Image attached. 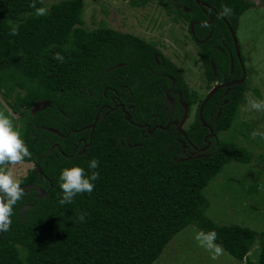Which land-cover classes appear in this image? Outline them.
<instances>
[{
  "label": "trees",
  "instance_id": "trees-1",
  "mask_svg": "<svg viewBox=\"0 0 264 264\" xmlns=\"http://www.w3.org/2000/svg\"><path fill=\"white\" fill-rule=\"evenodd\" d=\"M154 1L165 9L172 5L170 0L131 2L144 7ZM173 1L189 33L193 25V38L202 41L212 31L206 43L197 44L206 79L239 80L226 23L236 34L240 16L254 4L198 0L204 4L200 8L195 0ZM31 3L0 0V99L8 108L0 104V112L12 120L31 153L23 162L33 165L18 179L24 195L13 207L9 230L0 232V264H153L189 225L216 231L217 243L239 262L264 264V234L215 224L205 213L202 192L230 162L253 158L218 139L232 126L246 78L227 95L223 88L208 100L202 110L206 127L198 117L200 100L183 136L172 124L181 120L182 106L170 93L171 106L165 93L178 91L188 108L197 96L175 64L131 34L87 30L83 0L49 7L36 0L37 7L48 9L45 16H36ZM224 5L233 9L231 15H221ZM16 26L19 34L10 35ZM56 52L65 57L63 63L53 59ZM17 112L15 123L11 114ZM209 129L214 136L202 151ZM92 159L99 161L93 192L61 205L62 169L76 165L87 173ZM80 213L86 214L84 222ZM256 245L258 251L250 253Z\"/></svg>",
  "mask_w": 264,
  "mask_h": 264
},
{
  "label": "rangeland",
  "instance_id": "rangeland-1",
  "mask_svg": "<svg viewBox=\"0 0 264 264\" xmlns=\"http://www.w3.org/2000/svg\"><path fill=\"white\" fill-rule=\"evenodd\" d=\"M60 1L43 0V4L49 7ZM131 1L83 0L84 27L87 30L111 28L136 36L158 48L181 69L190 93L197 96L182 125L186 130L194 120L198 102L217 82L208 81L203 74L199 47L190 38L187 22L175 15L173 0H170L172 5L168 9L157 1L144 7ZM247 1L254 6L240 16L236 31L247 90L232 126L218 133V139L245 149L253 158L249 163L230 162L202 192L208 201L205 213L215 224L239 225L264 234V136L252 135L254 131L264 133V111L251 110L247 105L249 97L264 100V1ZM0 104L6 107L1 99ZM17 115L18 112L11 114L15 123ZM32 166L22 162L9 167L18 180ZM197 230L194 225H189L177 233L153 264H245L225 250L213 260L195 240ZM257 251L258 245L250 253ZM251 259L255 257L252 255Z\"/></svg>",
  "mask_w": 264,
  "mask_h": 264
},
{
  "label": "clouds",
  "instance_id": "clouds-1",
  "mask_svg": "<svg viewBox=\"0 0 264 264\" xmlns=\"http://www.w3.org/2000/svg\"><path fill=\"white\" fill-rule=\"evenodd\" d=\"M40 2L42 3L43 0ZM29 7L34 9L36 16L48 14L47 8L37 7L36 0H33ZM232 12L233 9L227 5L222 6V16H229ZM18 34V26L13 27L10 35L16 36ZM53 59L63 63L65 57L60 52H56ZM247 105L251 110L264 111V100L249 97L247 98ZM252 135L254 137L257 135L264 136V133L254 131ZM30 155L28 147L21 138L20 132L14 127L12 120L4 112H0V232L9 230L12 223L10 217L13 207L24 195V188L21 187L19 180L14 177V172L9 166L22 163L25 157ZM98 166L99 161L92 159L88 163L90 171L87 173L84 168L76 165L62 169L59 176V188L61 190L59 203L61 205L72 204L77 195L91 194L95 188L94 182L99 178V173L95 171ZM85 216V213H80L78 218L84 222ZM194 238L201 247L211 254L213 260L223 254L222 245L217 243L218 234L216 231L197 230Z\"/></svg>",
  "mask_w": 264,
  "mask_h": 264
},
{
  "label": "water",
  "instance_id": "water-1",
  "mask_svg": "<svg viewBox=\"0 0 264 264\" xmlns=\"http://www.w3.org/2000/svg\"><path fill=\"white\" fill-rule=\"evenodd\" d=\"M195 2H196V4H197L200 8H202L203 5H204L203 3L199 2L198 0H195ZM206 24H207V23H202L201 25H206ZM226 26L228 27V31H229V33H230V35H231V38H232L233 47H234V52H235V57H236L238 63L240 64V67H241V70H242V76H241V78H240L239 80H234V81H231V82L226 83V84H216L215 86H213V87L211 88V90L208 92V94H207V96L205 97V99L202 101V104H201V106H200V108H199V112H198V117H199V120H200V122L202 123V126H203V127H206V124L204 123V121H203V119H202V110H203L205 104L208 102V100H209V99H210L215 93H217L219 90H221V89H223V88H225V93H224V94L227 95V94L229 93V89H230L231 86H233V85H240V84H242V82L245 80V71L243 70V65H242L243 63H242V60H241V58H240L239 47H238V42H237V40H236V35H235V33L231 30V28L229 27V25H228L227 23H226ZM190 30H193V25L190 26ZM211 35H212V31L209 32L208 36H207L204 40H202V41L200 42V44H204V43H206V41L211 37ZM230 63H231V64H230V70L232 71V68H233L232 61H230ZM180 105H181L182 108H183V116H182L181 120H180L176 125L179 127V133H180L181 135L184 136V131H183L182 125L184 124V122H185V120H186V118H187L188 107H187L185 104H183L181 101H180ZM35 108H37L36 110H38V109H39V106L37 105V106H35ZM121 108L123 109L122 106H121ZM33 110H34V109H33ZM34 111H35V110H34ZM126 119L129 121V117H128V116L126 117ZM97 120H98V115L95 117L94 123H93V124L91 125V127H90L91 129L94 128V126H95ZM167 128H168V125H167L164 129H167ZM54 132H55V131H54ZM148 133L150 134V133H152V131L148 130ZM213 136H214V135H213V132L209 129V133H208V135H206L205 138H204V142L206 143V146L203 148L202 151H206V150L208 149V147H209V145H210V143H209V139L212 138ZM183 148H185V145H183ZM83 151H84V148L82 149L81 152H83ZM189 158H192V157H189ZM37 170H38V172L41 174V171H40L38 165H37ZM28 190H30V187H28ZM41 194H42V191L40 190V196H41Z\"/></svg>",
  "mask_w": 264,
  "mask_h": 264
},
{
  "label": "flooded vegetation",
  "instance_id": "flooded-vegetation-1",
  "mask_svg": "<svg viewBox=\"0 0 264 264\" xmlns=\"http://www.w3.org/2000/svg\"><path fill=\"white\" fill-rule=\"evenodd\" d=\"M189 35H190V38H191V40L197 45V44H199L200 45V42L201 41H199V40H197V39H195V38H193V30H190V33H189ZM236 35V34H235ZM204 40V39H203ZM155 47V46H154ZM156 48V47H155ZM158 51H159V53L164 57V58H167V57H165L163 54H162V52L158 49V48H156ZM155 58V61L156 62H158V57L157 56H155L154 57ZM170 62H172L169 58H167ZM230 61H232V65H233V59H232V57L230 56ZM173 63V62H172ZM231 64V63H230ZM179 68V67H178ZM180 69V68H179ZM181 70V69H180ZM203 74H204V71H203ZM234 81V80H233ZM227 83H229V82H227ZM217 84H226V83H217ZM170 93L172 94V95H174V96H176V98H178L177 100L179 101V103H180V101H181V95H180V93L178 92V91H175V90H172V91H167L166 93H165V96H166V100L168 101V103L171 105V106H173L174 105V98H171L170 97ZM207 96V95H206ZM205 96V97H206ZM205 97L202 99V101L205 99ZM183 109V108H182ZM188 111H189V108H188ZM188 114V113H187ZM183 116V115H182ZM178 122H172V124L178 129V131H179V127L176 125Z\"/></svg>",
  "mask_w": 264,
  "mask_h": 264
}]
</instances>
